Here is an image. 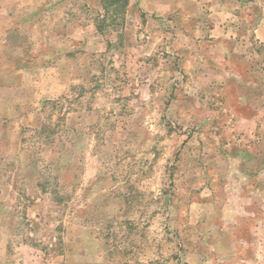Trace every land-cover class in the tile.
<instances>
[{"label": "rangeland", "instance_id": "obj_1", "mask_svg": "<svg viewBox=\"0 0 264 264\" xmlns=\"http://www.w3.org/2000/svg\"><path fill=\"white\" fill-rule=\"evenodd\" d=\"M127 1L0 0V264H264V0Z\"/></svg>", "mask_w": 264, "mask_h": 264}, {"label": "crops", "instance_id": "obj_2", "mask_svg": "<svg viewBox=\"0 0 264 264\" xmlns=\"http://www.w3.org/2000/svg\"><path fill=\"white\" fill-rule=\"evenodd\" d=\"M236 2H237V0H235ZM183 5L182 4H177L176 6H174V9H176V8H178V7H182ZM173 9V10H174ZM173 10H171V11H173ZM168 13H170V12H168ZM226 26H228V24L226 25ZM219 31H222L221 32V34L223 35L224 34V37H227V34H225L224 32H226L227 30H225V26L224 25H222L220 22L219 23H217L216 25H214L213 26V29H210L209 30V32H219ZM216 34H210L209 36L210 37H213V36H215ZM221 35V36H222ZM218 35H216L215 37H217ZM257 121L258 122H254L255 124H256V128H257V131H261L262 133H264V119H257ZM259 122H261V123H259ZM37 187H39V182L37 183ZM61 239H63V237L62 238H60V240H58V242L59 241H61ZM59 256H61V255H59ZM58 257V256H57ZM62 258H63V256H61ZM61 258V261L63 262V263H65V261L66 260H63ZM64 259H65V257H64Z\"/></svg>", "mask_w": 264, "mask_h": 264}, {"label": "trees", "instance_id": "obj_3", "mask_svg": "<svg viewBox=\"0 0 264 264\" xmlns=\"http://www.w3.org/2000/svg\"><path fill=\"white\" fill-rule=\"evenodd\" d=\"M125 3H126V5H127L128 1H127V0H125Z\"/></svg>", "mask_w": 264, "mask_h": 264}]
</instances>
